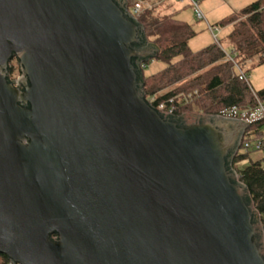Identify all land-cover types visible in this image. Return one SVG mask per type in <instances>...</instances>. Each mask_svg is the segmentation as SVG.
<instances>
[{
  "label": "water",
  "instance_id": "water-1",
  "mask_svg": "<svg viewBox=\"0 0 264 264\" xmlns=\"http://www.w3.org/2000/svg\"><path fill=\"white\" fill-rule=\"evenodd\" d=\"M143 42L128 0H0V254L14 264H264L231 168L248 124L154 109Z\"/></svg>",
  "mask_w": 264,
  "mask_h": 264
},
{
  "label": "trees",
  "instance_id": "trees-1",
  "mask_svg": "<svg viewBox=\"0 0 264 264\" xmlns=\"http://www.w3.org/2000/svg\"><path fill=\"white\" fill-rule=\"evenodd\" d=\"M128 7L131 11V0H128ZM137 22L144 28L143 45L157 50L155 58L143 67L138 60H134L140 72L141 89L154 109L162 102L194 92H198V95L189 105L182 106L180 99L175 100L176 117L189 110L216 116L229 108L256 105L250 88L239 80L226 54L244 70L253 64L264 66V0L252 3L219 24L221 27L232 28L227 35L230 53H227L221 43H214L193 53L189 48L190 40L196 36L192 26L180 23L172 15H166L155 8L142 11L137 15ZM155 60L162 62L165 68L156 74L145 76L146 68ZM166 90L169 92L159 96ZM256 95L264 102V89ZM153 97H156V103L152 105L149 100ZM252 129L258 138L264 139V132L259 124L252 126ZM254 152L256 151H239L231 168L246 186L249 200L254 204L264 227V159L251 160ZM245 162H249V166L240 168ZM8 262L9 259L0 254V264Z\"/></svg>",
  "mask_w": 264,
  "mask_h": 264
},
{
  "label": "rangeland",
  "instance_id": "rangeland-1",
  "mask_svg": "<svg viewBox=\"0 0 264 264\" xmlns=\"http://www.w3.org/2000/svg\"><path fill=\"white\" fill-rule=\"evenodd\" d=\"M259 0H131L133 10L136 6H141L143 9L147 6L149 9H157L166 15H172L174 19L180 23H185L192 26L196 36L190 40L189 48L193 53L202 51L203 49L217 43L215 36H218L219 43H221L227 53H230L227 35L231 32V27H221L219 24L238 14L244 8L248 7ZM195 3L198 4L204 19L199 20L195 12ZM132 10V11H133ZM145 10V9H144ZM210 28L213 29L214 35ZM220 31V32H219ZM12 79L19 81L21 78L20 68L17 61H13L12 65ZM165 65L160 61H153L145 71V76H150L162 71ZM249 75V84L251 89L258 93L264 89V66H257L253 64L245 68ZM171 90V89H170ZM168 90L159 94V96L166 94ZM156 99V97H153ZM206 115L198 113L196 110L185 111L183 115ZM212 116V115H210ZM241 152H244L241 150ZM264 159V149L254 152L251 155V160L259 161ZM249 162L240 165V168L249 166Z\"/></svg>",
  "mask_w": 264,
  "mask_h": 264
},
{
  "label": "built area",
  "instance_id": "built-area-1",
  "mask_svg": "<svg viewBox=\"0 0 264 264\" xmlns=\"http://www.w3.org/2000/svg\"><path fill=\"white\" fill-rule=\"evenodd\" d=\"M181 1L183 2L185 0H181ZM144 9H149V8H147L146 6ZM144 9L138 5L135 7L134 10L133 9H131V11L129 10V12L132 14L133 17L137 18V15H139L142 11H144ZM195 12L199 20L204 19V16L197 3H195ZM210 30L214 35L213 29L210 28ZM214 37H215L216 42L220 44L218 36L214 35ZM226 55H227V60L233 64V67L236 71V74L239 80L246 83L248 87L250 88L252 94L255 97L256 105L253 107L229 108V109L224 110L222 113L216 116L226 118V119L238 120V121L244 122L245 124H248V130L245 132L241 150H243L244 152L245 151H256V152L261 151L264 149V139L262 140L258 138L255 130L253 129L251 130V127L259 124L261 126V130L264 132V102H262L257 97L256 93L251 89L250 84H249L248 73L243 68H241L229 54H226ZM13 81H16V80H13ZM197 95H198V92H194L193 94H183L181 96H178L175 99L172 98L166 102L160 103L157 106V110L165 114H171L173 116H176L177 107L175 106V100L180 99V101L182 102V106H185V105H189L190 103H192L194 98ZM149 102L153 105L156 103V99L151 98ZM8 264H14V263L11 260H9Z\"/></svg>",
  "mask_w": 264,
  "mask_h": 264
},
{
  "label": "flooded vegetation",
  "instance_id": "flooded-vegetation-1",
  "mask_svg": "<svg viewBox=\"0 0 264 264\" xmlns=\"http://www.w3.org/2000/svg\"><path fill=\"white\" fill-rule=\"evenodd\" d=\"M13 61H17V60H15V59H14V60H12V62L10 63V66L12 65ZM10 77H11V80H12V74H11V76H10Z\"/></svg>",
  "mask_w": 264,
  "mask_h": 264
}]
</instances>
